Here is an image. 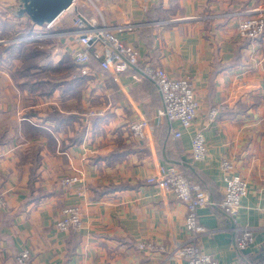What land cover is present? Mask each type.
Returning <instances> with one entry per match:
<instances>
[{
  "label": "crops",
  "instance_id": "0c3cea01",
  "mask_svg": "<svg viewBox=\"0 0 264 264\" xmlns=\"http://www.w3.org/2000/svg\"><path fill=\"white\" fill-rule=\"evenodd\" d=\"M27 4L0 0V19L26 23L21 35L47 33L0 52V264H16L24 249L31 264H161L189 236L186 206L164 180L170 169L200 184L211 202L197 210L203 253L218 264L264 259V33L255 40L237 34V23L264 0L84 4L86 18L104 22L140 61L190 80L198 113L188 128L173 124L177 139L167 122L154 121L160 98L151 81L136 79L134 68L100 70L95 60L81 75L71 56V12L46 29L24 11ZM125 24L133 28L116 31ZM213 107L218 113L209 119ZM138 116L159 128L134 137L127 125ZM199 130L207 151L194 162L190 138ZM223 157L247 182L235 219L219 205ZM67 174L79 182L64 188ZM71 205L80 208L81 228L58 230L55 222ZM241 226L254 232L244 250L235 246Z\"/></svg>",
  "mask_w": 264,
  "mask_h": 264
},
{
  "label": "built area",
  "instance_id": "2783aa9c",
  "mask_svg": "<svg viewBox=\"0 0 264 264\" xmlns=\"http://www.w3.org/2000/svg\"><path fill=\"white\" fill-rule=\"evenodd\" d=\"M73 8L71 12L72 30L76 45L71 49V56L81 75H87L91 71V61L98 62L100 70L122 72L134 68L135 78L149 80L155 86L160 98V107L155 110L154 121L159 123L166 120L169 132L173 139L181 137V131L173 124L177 122L182 128H188L195 120L198 113V101L195 97L192 83L185 77L169 78L160 70L149 63L140 61L138 52L130 45L124 44L114 32L110 31L104 22L93 18H86L83 13L84 4L96 7V0H71ZM64 11L50 21L44 22L46 29L52 28ZM132 24L118 25L116 31L132 29ZM264 33V8H252L246 17L237 23V34L242 40H255ZM47 33L38 31L34 34L24 35L20 38L23 42H30L45 38ZM97 111H88L89 115L98 114ZM218 109L211 108L208 118L214 119ZM145 117L138 116L128 123V131L137 138L146 136L149 130H153V124ZM190 159L191 161L203 160L206 156V140L201 130L191 134ZM220 170L224 176V191L219 202L221 208L233 219L236 218L242 197L246 193L247 182L239 174L235 173L233 163L229 158L220 160ZM80 180L78 174H67L62 177L60 184L64 188L74 186ZM178 200L186 206L184 227L188 232V238L176 245L168 252L166 260L161 264H218L210 255L203 253L199 246L200 236L206 229L199 223L197 210L210 204L205 191L199 184L190 181L180 170L170 169L164 178ZM6 205L5 198L0 193V208ZM82 226L81 211L78 206L71 205L62 209L61 217L55 222V227L61 231H77ZM238 236L235 246L239 250L246 249L253 243L254 232L249 226L238 228ZM139 247L151 248L149 244L140 243ZM16 264H31V255L24 249L14 256ZM256 264H264V259Z\"/></svg>",
  "mask_w": 264,
  "mask_h": 264
},
{
  "label": "water",
  "instance_id": "95a60500",
  "mask_svg": "<svg viewBox=\"0 0 264 264\" xmlns=\"http://www.w3.org/2000/svg\"><path fill=\"white\" fill-rule=\"evenodd\" d=\"M72 8L71 0H29L26 11L36 24L42 25Z\"/></svg>",
  "mask_w": 264,
  "mask_h": 264
},
{
  "label": "rangeland",
  "instance_id": "374dc122",
  "mask_svg": "<svg viewBox=\"0 0 264 264\" xmlns=\"http://www.w3.org/2000/svg\"><path fill=\"white\" fill-rule=\"evenodd\" d=\"M27 5H29V4H27ZM24 11H26V10H24ZM9 22L10 23H8L5 19H0V38H3V41H0L1 42L0 43V52L2 51V49L4 47L8 46L9 44H21V43H23V41L20 40V38L22 36H24L21 34L23 33L22 28H24L26 23H24V21H23V23L21 24L20 18H17V16H15V15L10 17Z\"/></svg>",
  "mask_w": 264,
  "mask_h": 264
},
{
  "label": "trees",
  "instance_id": "16d2710c",
  "mask_svg": "<svg viewBox=\"0 0 264 264\" xmlns=\"http://www.w3.org/2000/svg\"><path fill=\"white\" fill-rule=\"evenodd\" d=\"M97 66H98V63H97ZM164 122H166V120L164 119L163 120ZM162 122V120H161ZM157 128H159V125L158 124H154V128H153V131H155ZM200 185V184H199ZM201 186V185H200ZM201 188V187H200ZM71 231V230H70ZM73 231V230H72ZM263 260V259H262Z\"/></svg>",
  "mask_w": 264,
  "mask_h": 264
}]
</instances>
